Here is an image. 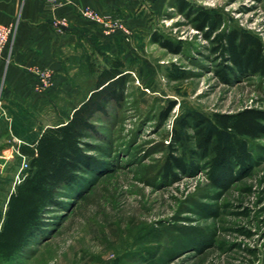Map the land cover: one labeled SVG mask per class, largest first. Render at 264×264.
Here are the masks:
<instances>
[{"label": "rangeland", "instance_id": "obj_1", "mask_svg": "<svg viewBox=\"0 0 264 264\" xmlns=\"http://www.w3.org/2000/svg\"><path fill=\"white\" fill-rule=\"evenodd\" d=\"M188 1L264 39V0ZM154 24L182 40L181 53L144 40L127 63L133 70L122 104L100 124L102 135L89 138L104 166L84 173L82 185L62 197L65 206L50 210L44 238L0 264H264V135L255 141L254 165L233 180L215 182L203 162L191 174H162L177 116L264 109V77L221 80L215 42L175 0Z\"/></svg>", "mask_w": 264, "mask_h": 264}, {"label": "trees", "instance_id": "obj_2", "mask_svg": "<svg viewBox=\"0 0 264 264\" xmlns=\"http://www.w3.org/2000/svg\"><path fill=\"white\" fill-rule=\"evenodd\" d=\"M175 1L194 27L215 42L214 49L223 59L216 69L221 80L230 82L242 74L264 77V39L259 33L227 26L223 14L215 9ZM150 39L175 54L183 49L182 40H173L158 29ZM134 59L105 56L103 66L91 69L95 79L90 94L82 102L70 103L69 110H63L65 117L46 127L31 145L21 146L29 167L7 201L0 228L1 258L15 260L33 240L44 238L53 224L50 210L65 206L62 197L82 185L84 173L104 166V160L90 152L94 144L89 138L102 135L100 124L111 119L122 104L133 70L127 62L132 64ZM172 108L173 103L168 111ZM171 135L162 165L165 177L194 173L203 162L204 168L216 173L215 182L233 180L254 165L255 141L264 135V109L244 107L208 115L185 110L175 118Z\"/></svg>", "mask_w": 264, "mask_h": 264}, {"label": "crops", "instance_id": "obj_3", "mask_svg": "<svg viewBox=\"0 0 264 264\" xmlns=\"http://www.w3.org/2000/svg\"><path fill=\"white\" fill-rule=\"evenodd\" d=\"M86 6L121 19L131 34L83 17ZM167 7L171 0H0V24L16 25L0 56V228L14 190L9 183L16 182L26 156L21 146L64 118L66 104L90 94L91 69L103 66L105 56L136 57ZM62 19L66 25L55 24ZM41 72L50 79L43 91L36 88Z\"/></svg>", "mask_w": 264, "mask_h": 264}, {"label": "built area", "instance_id": "obj_4", "mask_svg": "<svg viewBox=\"0 0 264 264\" xmlns=\"http://www.w3.org/2000/svg\"><path fill=\"white\" fill-rule=\"evenodd\" d=\"M80 13L83 17L102 22L109 30L115 28L122 29L127 35L131 34V31L128 27L125 26L121 19H114L110 16H102L94 9L86 6L80 10ZM55 24L66 25L64 19L55 21ZM16 25L14 23L10 24H0V56L4 54L7 48L10 46V43L15 35ZM41 78L36 83V88L39 91L45 90L50 85L49 74L46 72L40 73ZM1 104V99H0ZM29 167V159L26 156H23L21 161L20 169L17 175V181H20L26 174L25 171Z\"/></svg>", "mask_w": 264, "mask_h": 264}]
</instances>
